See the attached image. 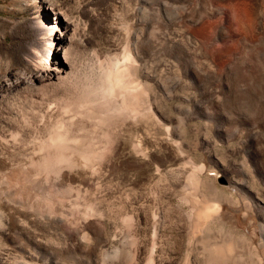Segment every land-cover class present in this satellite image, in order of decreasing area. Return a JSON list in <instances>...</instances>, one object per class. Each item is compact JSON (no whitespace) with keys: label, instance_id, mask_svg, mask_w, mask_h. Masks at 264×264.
I'll list each match as a JSON object with an SVG mask.
<instances>
[{"label":"rangeland","instance_id":"374dc122","mask_svg":"<svg viewBox=\"0 0 264 264\" xmlns=\"http://www.w3.org/2000/svg\"><path fill=\"white\" fill-rule=\"evenodd\" d=\"M42 19L60 23L52 36ZM183 28L208 45L191 47ZM134 37L159 81H146L153 112L143 153L128 132L105 142L89 126L81 146L121 153L58 155L48 146L34 155L76 106L63 86L10 83L43 74L40 63L56 67L69 49L81 72L122 61ZM0 85V130H19L5 151L14 164L31 163L28 192L15 180L2 187L0 264H259V210L232 182L264 200V0H0ZM218 244L220 261L208 249Z\"/></svg>","mask_w":264,"mask_h":264},{"label":"bare ground","instance_id":"6f19581e","mask_svg":"<svg viewBox=\"0 0 264 264\" xmlns=\"http://www.w3.org/2000/svg\"><path fill=\"white\" fill-rule=\"evenodd\" d=\"M25 1H29V0H25ZM57 14H59L60 16L63 15L65 17L64 20L61 19L62 24L49 23L47 22V19L45 20L42 19V21L45 23H43L42 21H39V24L40 23L43 25L50 24L48 25V28H49V33L51 36L53 34V30L59 24H60L59 26L63 29L65 28L66 31H68L70 27V22L67 20V14L65 10L63 8H59L57 11ZM256 20H257L256 29H261L263 26L261 25L262 24V10L261 9L258 10ZM179 35L182 36L184 39H186V41L191 45V47L197 49L198 51L199 50L202 51V49L205 46H207L209 43L208 41L198 38L193 32H191L189 29H186V28H183L182 30L180 29ZM137 40L138 38L136 39L134 37L132 41L130 40V42L127 43V45L124 48V59L122 61L117 60L116 62L112 64L108 63V65H106L105 67L100 65L97 67H92V69H90L89 71L81 72L80 70L76 68L74 62L68 56V52L70 51L69 49V51L64 52L63 57L60 58L56 62L55 64L56 67L52 68L51 66L49 67L48 64L46 63H40L39 68L43 70V74H34L31 77H29V80H27V77H23L20 81L10 83V87H12L13 89H17L22 86V87H25L26 90L31 89L32 91L43 90L49 84H51L54 87H60V88L61 86H63L65 90L72 97V103H74V106H76V111L71 116L70 119H67V120L62 119L59 122H56L50 128V132L47 134V136H45L39 142L38 150H36V153L32 151L34 155L46 154L45 150L48 146L58 148L60 150V154L58 155H64L63 152L65 150H70L72 155L75 154V155H83V156L95 154V153L98 155H105L107 152L113 153L115 155H119L121 153L118 150L108 151V150L91 148L89 146L87 147L81 146L80 144L81 135H80L79 130H86L87 132L89 131V126L93 127L94 129L99 128L100 130L99 135L102 138V140H104L105 142H108V138H110L112 134L118 135L120 132H123V131L128 132L129 136H132L133 138L131 145H133L135 152L137 154L143 153V150H144L143 123H144V119L147 116V114L153 112L151 103L147 105L149 102L147 103L146 81L149 79L157 83L158 79H157V76L152 75L145 66V53L146 51H147V54H150L151 52L149 53L148 49L146 50V47L144 46V44H137ZM53 43H54V39L52 38L48 45L52 48ZM176 44H177V41H176ZM149 45L152 46L151 44ZM149 45L148 47H150ZM174 46L175 45H172V50H174L173 49L175 48ZM152 47H155V45ZM152 47L149 48V51H151ZM179 47L177 44L178 49ZM172 53L176 54L177 52L175 50V52L174 51L170 52L171 55ZM29 61H31V59ZM167 99H168V96H167ZM5 101H6V98L4 94V85H0V103H4ZM51 109L52 108L50 106L48 108V111ZM15 113L17 115L18 112H15ZM25 115L22 116L23 123L28 124ZM44 115L42 118H44ZM75 115L77 116L80 115L78 121H76V118H74ZM84 116H87V119ZM19 121L21 122V120ZM87 122H89V125ZM169 126L170 125H167L168 132L172 134V131ZM30 128L31 127L29 126V129ZM45 128L46 126L43 125L42 129L45 130ZM2 132L3 131L0 130V202L4 198L2 194V187L4 183H9L10 180L11 181L15 180L16 182L20 184V187L21 185L23 186V188L21 187L22 190L27 191L28 185L26 183V178L24 176L22 177V173H23V170H24V173L26 172L28 173L29 168H30V166H28L30 163L28 160L29 157L26 156L25 161H23L22 163L18 162L19 161L18 160L17 161L18 163L14 164L13 163L14 161H12V158L10 157V155H7L5 151L8 148V146L11 144V140H14V138L19 134V130H10V134L9 133L6 134ZM181 136H178V137H181ZM175 140L176 138L174 139V141ZM175 142L177 144L181 143V141H178V139ZM232 183H234V185L238 189L242 190L243 192L242 194H246L248 197H250L253 200V203L257 208V209L255 208V210H259L258 212L261 217L260 224H258L260 235H258L257 232H254V234L255 236H258V237L260 236L258 240V245H257L258 252L260 255V258H259L260 260L259 259L258 260H259V264H264V200L262 201V199L259 197L260 193H255L253 189L251 188L252 186L250 187L246 182L233 180ZM6 202H8V200H6ZM0 225H1V221H0ZM216 246L217 245H213L212 247L208 246L209 253H210L211 258L217 259L220 261L219 256L221 254V250L219 248V244H218V247Z\"/></svg>","mask_w":264,"mask_h":264}]
</instances>
